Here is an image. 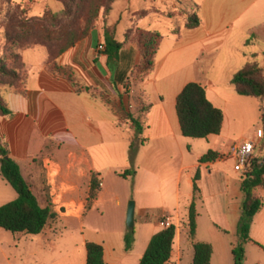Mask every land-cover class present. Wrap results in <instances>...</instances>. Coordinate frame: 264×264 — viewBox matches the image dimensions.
Masks as SVG:
<instances>
[{
    "label": "crops",
    "instance_id": "obj_1",
    "mask_svg": "<svg viewBox=\"0 0 264 264\" xmlns=\"http://www.w3.org/2000/svg\"><path fill=\"white\" fill-rule=\"evenodd\" d=\"M28 1L13 0V3L23 5ZM228 1L238 8L244 7L238 18L249 24L254 16L252 10L263 0ZM181 3L196 5L189 0H118L107 19V27L115 32L117 41L124 47L120 62L111 67L106 50H99L101 45L105 46L104 21L97 23L86 41L58 59L60 68L70 76L56 74L50 69L45 48L23 51L24 93L3 92L11 115L0 117V138L23 174L25 168L33 169L40 159L59 166L58 185L74 190L72 200L85 206L92 175H99L101 192L87 214L104 203L110 172L116 181L129 182L130 178L124 180L121 175L132 167L130 144L138 139L143 142L135 162L138 217L150 220L152 213L159 210L170 217L177 236L168 264H194L195 243L212 246L211 264H235L233 250L238 242L244 196L241 180L235 177L238 173L235 171L234 176L223 173L219 166L234 162L225 158L235 144L236 134L246 128L251 112L255 121V108L248 102L252 98L237 95L232 80L248 63H259V55L248 51L252 46L248 44L250 37L245 36L250 34L249 25L244 23L246 28L239 33L243 40L236 44L237 35L233 31L215 26L213 13L203 5H196L201 25L187 30L186 13L192 10L185 9ZM223 14L225 16L226 12ZM163 26L165 33L161 32ZM137 30L156 32L164 39L153 70L140 79H133L132 74L142 58L138 45L128 40L127 35L129 32L134 35ZM259 65L264 71V64ZM191 83L201 85L212 105L224 113L222 133L200 140L202 142H193L194 139L183 136L177 114L178 97ZM141 107L149 109L143 120V132L138 136L124 117L137 114ZM259 124L256 132L263 129L261 116ZM252 132L247 133V140L255 141L258 147L260 142L256 140L254 128ZM209 152L218 154L217 160L200 164ZM115 160L119 165L111 167L109 164ZM198 173L197 234L192 242L188 220ZM81 184L86 185L83 198ZM68 195L64 197L65 202L70 200ZM261 198L263 208L253 221L252 241L246 246L244 264H264V198ZM84 220L79 229L83 239L76 260L78 264H87L88 243L104 247L106 264H140L152 238L163 230L155 221V226L144 231L140 243L136 237L130 252H126L127 233H123V244L116 252L107 241L85 237ZM181 221L186 223L184 228ZM59 226L64 227L63 232L50 238L51 241L46 240L44 233L26 235L32 244L26 242L22 247L24 264H56L70 257L60 246L72 225L63 221ZM253 247L260 252L253 253ZM68 264L73 262L70 260Z\"/></svg>",
    "mask_w": 264,
    "mask_h": 264
},
{
    "label": "trees",
    "instance_id": "obj_2",
    "mask_svg": "<svg viewBox=\"0 0 264 264\" xmlns=\"http://www.w3.org/2000/svg\"><path fill=\"white\" fill-rule=\"evenodd\" d=\"M11 6L13 0H2ZM118 0H61L64 10L60 14L47 11L43 18L28 19L27 11L16 5L13 12L7 15L8 24L4 31V38L9 45L0 57V117H8L11 111L3 98L4 91L14 90L24 93L26 76L22 52L28 49L44 47L48 52L50 69L64 76L68 72L60 68L57 61L77 44L94 31L99 19H103L105 26L104 38L106 55L110 67L120 62L124 44L116 39L114 31L107 27L114 4ZM185 9H191L187 14L186 29L194 30L201 25L199 8L191 3H181ZM128 40L136 43L140 49L141 62L137 68L143 76L148 75L154 68L155 59L163 41V36L156 32L137 30L134 35L129 32ZM61 42V48L54 51L50 44ZM252 38L248 40V44ZM141 77V78H142ZM237 95L244 98L256 99L260 106L261 122L264 131V71L256 61L248 63L232 80ZM148 107H141L137 114H127L124 119L129 121L136 135L143 132V120ZM177 114L180 120L182 134L187 139L204 140L210 136H219L224 126V113L214 107L208 100L205 89L196 83L186 86L177 100ZM143 142L135 139L130 144L131 169L121 175L122 179L135 177V162ZM218 154L209 152L200 160V164L213 163ZM0 165L3 179L14 189L18 198L0 207V229L13 235H41L48 225L58 218L52 205H42L36 195L33 185L24 176L21 167L10 158L6 145L0 138ZM200 180L198 173L194 181V201L189 209V239L195 242L197 234L196 200ZM264 190V159L252 161L249 171L241 176V191L244 196L242 214L238 225V242L233 250L235 264H244L246 260V246L251 242V228L255 217L263 208V199L258 195ZM101 192L99 175L93 174L90 193L87 199L88 207L98 199ZM135 231L126 234V252H130L135 243ZM177 236V229L173 225L155 235L142 258L140 264H168L172 257L173 246ZM262 249L259 244H256ZM87 264H106L104 247L95 243L87 244ZM194 264H211L213 248L210 244L195 243Z\"/></svg>",
    "mask_w": 264,
    "mask_h": 264
},
{
    "label": "rangeland",
    "instance_id": "obj_3",
    "mask_svg": "<svg viewBox=\"0 0 264 264\" xmlns=\"http://www.w3.org/2000/svg\"><path fill=\"white\" fill-rule=\"evenodd\" d=\"M15 2L25 1V0H14ZM46 1L49 7L45 8ZM107 0H104L106 2ZM196 5H203L206 10L211 11L214 16V24L215 26H222L223 28H228L235 35L234 43L240 44L242 42V35H239L241 29L244 27V22L241 18L239 20V12H242L244 7H236L232 2L228 0H189ZM20 2V3H21ZM24 8L27 13L26 17L28 19L35 18H43L47 11H51L54 14H60L64 10V5L61 0H30L27 3L20 5ZM16 8L14 3L11 6H8L4 1L0 0V57L2 56L5 48H8L9 45L4 38V31L8 24L7 15L9 11L13 12ZM224 12L226 15L224 16ZM252 13L254 16H251V20L249 21V26H247L248 31L250 32L249 36L245 35L247 38H252V46L248 48V51L256 52L259 55L258 61L261 65L264 64V0L261 1L253 10ZM250 14V13H249ZM248 16V14H247ZM103 21V19H99L98 22ZM97 22V23H98ZM97 25V24H96ZM165 26L161 27V32L165 33ZM91 35V34H90ZM89 35V36H90ZM89 38V37H88ZM87 38V39H88ZM86 41V39L84 40ZM51 48L54 51L59 50L61 48L62 43L54 42L50 44ZM44 48V47H43ZM46 49V48H45ZM142 74L139 68H136L134 73L132 74L133 79H140ZM251 104H253L255 108V121H253V113L251 112L250 119H247V125L244 130H241L236 134V138L234 143H238L241 141L247 140V133L252 132L253 128L256 132V129L260 127V110L258 101L251 99ZM255 123V124H254ZM256 126V127H255ZM248 131H247V130ZM263 130V129H262ZM247 131V132H245ZM253 133V132H252ZM244 137V138H242ZM244 139V140H243ZM193 142H202L200 140H194ZM203 146L204 143H201ZM225 159H228L227 157ZM256 159H264V139L260 142L259 146L256 149ZM53 163V162H52ZM234 163L230 161L228 164H221L219 167L223 173H228L230 175H235ZM47 162H44V159L38 160L34 165L33 169L25 168V174L30 183L33 185L36 195L39 197L42 205H47L50 203L54 209V211L58 214V218L52 221L48 227L43 232L46 235V240L51 241L50 238L54 236H59L64 227H60L59 223L63 221H68L71 223V230L68 232V236L65 238L63 243L60 246V250L69 254L65 260L60 261L56 264H68L70 260L73 264H78L77 259L80 254L81 246L80 242H82L83 236L80 233L81 221L84 220V227L86 229L84 236L88 239H94L96 241H107L113 247V249L117 252L121 249V245L123 244V233H129L130 230L127 225V217H128V207L131 202L136 203L135 200V177H129L124 180L125 181H116L115 175L113 172H110V175L107 178V184L105 187V195H104V203L100 205L98 208L94 210H89L87 214V210L90 208L88 204L85 206V211L83 216L80 218H76L72 216V209L76 207V200H72L74 198V190H71L69 193L70 200L67 202V209L69 213L67 214V209H60V204H55V197L52 196L51 190V181L54 178L60 177L61 170L59 166L53 164L52 169L55 170L54 173L46 168ZM111 167H116L119 165V161L111 162ZM117 169V168H115ZM117 171V170H116ZM52 172V173H51ZM235 177L241 180V175L237 174ZM86 189V185H80V194L81 198L84 197L83 190ZM260 193L258 195L264 198V190L260 189ZM18 195L14 191V189L3 179L1 175V165H0V207L7 205L17 199ZM59 201V200H57ZM139 208H136V221H135V231L134 238L138 239L139 243L141 242L144 231L148 228H152L155 226V221L160 224L164 221V217L166 216L161 210L153 212L150 220H140L138 217ZM183 228L185 227V222L181 221ZM70 229V228H68ZM31 245L29 242V237L26 235L18 234L13 235L6 231L1 230L0 233V243L3 246L4 253H0V264H24L25 259L22 256L25 252L23 249L26 245ZM23 247V248H22ZM254 248V247H253ZM253 253L257 254L259 249L254 248ZM22 257V258H20ZM70 260H69V259Z\"/></svg>",
    "mask_w": 264,
    "mask_h": 264
},
{
    "label": "built area",
    "instance_id": "obj_4",
    "mask_svg": "<svg viewBox=\"0 0 264 264\" xmlns=\"http://www.w3.org/2000/svg\"><path fill=\"white\" fill-rule=\"evenodd\" d=\"M99 50L102 52H105L106 47L104 45H101L99 47ZM262 139H264V131L262 129L258 130L256 132V140L261 142ZM256 142L255 141H241L238 143H235L233 147L231 148V151L229 155L227 156L228 159L233 160L235 162V171L242 175H245L251 166V163L253 160L256 159ZM53 163L49 162L46 165L47 169H52ZM54 173L55 170H50ZM51 172V173H52ZM59 178V177H58ZM58 178H54L51 181V190H52V196L55 197V204H60V209H67V202H65L64 197L70 193L72 190L71 188L64 189L58 185ZM59 200V201H57ZM72 216L76 218H80L83 216V213L85 211V205L83 203H76V207L71 210ZM69 213L67 209V214ZM160 226L163 230H166L173 226L170 221V217L165 216L164 221L160 223Z\"/></svg>",
    "mask_w": 264,
    "mask_h": 264
},
{
    "label": "water",
    "instance_id": "obj_5",
    "mask_svg": "<svg viewBox=\"0 0 264 264\" xmlns=\"http://www.w3.org/2000/svg\"><path fill=\"white\" fill-rule=\"evenodd\" d=\"M136 203L131 202L128 207L127 225L130 230L135 228Z\"/></svg>",
    "mask_w": 264,
    "mask_h": 264
}]
</instances>
